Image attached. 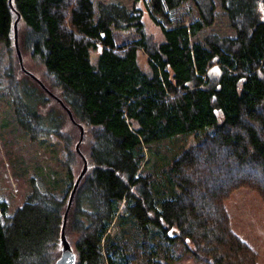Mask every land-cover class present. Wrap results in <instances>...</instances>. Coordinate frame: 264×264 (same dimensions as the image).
Listing matches in <instances>:
<instances>
[{
  "label": "trees",
  "instance_id": "1",
  "mask_svg": "<svg viewBox=\"0 0 264 264\" xmlns=\"http://www.w3.org/2000/svg\"><path fill=\"white\" fill-rule=\"evenodd\" d=\"M188 1L199 19L166 26L162 19L170 24ZM219 1L235 36L192 43L213 26L215 0H135L132 9L0 0L1 82L31 140L63 144L71 180L64 196L34 183L12 216L0 200V264L60 258L83 157L88 171L66 225L76 264H173L186 256L196 264H260L233 230L226 203L241 189L264 202V0ZM146 15L160 39L147 32ZM19 16V50L35 78L17 54ZM131 29L140 38L118 47L114 31ZM188 133L198 142L162 172L144 170L149 146Z\"/></svg>",
  "mask_w": 264,
  "mask_h": 264
},
{
  "label": "rangeland",
  "instance_id": "2",
  "mask_svg": "<svg viewBox=\"0 0 264 264\" xmlns=\"http://www.w3.org/2000/svg\"><path fill=\"white\" fill-rule=\"evenodd\" d=\"M95 8L99 2L119 3L132 9L135 0H91ZM215 22L212 27L205 28L192 43H202L204 38L217 34L221 37H234L235 31L230 25L227 13L222 9L219 0H215ZM140 6H142L140 4ZM199 19L193 2L184 3L181 8L170 13L171 23L162 21L168 27L179 24L189 25ZM161 20V19H160ZM147 32L161 38L160 30L146 15ZM140 35L134 30L114 31V39L118 47L129 45L138 40ZM5 51V44L0 42V54ZM96 55V54H95ZM7 57V56H6ZM9 58H6V61ZM27 64L35 71L41 70L37 62L26 57ZM140 63L147 68V56L140 54ZM40 72V71H39ZM5 84L0 78V200L8 204V216H12L26 201L32 192L33 184L42 185L52 193L64 196L70 188L71 180L64 159L63 144L42 138L32 141L30 135L18 124L12 100L5 91ZM197 133L177 135L173 138L156 142L147 149V161L143 168L154 174L162 172L174 159L198 142ZM163 167V168H162ZM235 233L248 243L260 256V264H264V202L255 193L247 189L238 190L226 203ZM128 234L134 230L130 225ZM130 235H127L129 238ZM173 264H196L186 256Z\"/></svg>",
  "mask_w": 264,
  "mask_h": 264
},
{
  "label": "water",
  "instance_id": "3",
  "mask_svg": "<svg viewBox=\"0 0 264 264\" xmlns=\"http://www.w3.org/2000/svg\"><path fill=\"white\" fill-rule=\"evenodd\" d=\"M11 3H12V0H10V4ZM19 20H20V16L18 17L17 21L15 22V45H16V50H17V54L19 57L20 65H21V67L25 73H27L28 75L35 78L31 73L26 71V69L24 68L23 58H22L21 52L19 50V45H18V22H19ZM61 104L63 105L62 102H61ZM64 108H66V107H64ZM66 110H67L71 120H74L72 113L67 108H66ZM83 139H84V129L81 128L80 141L76 146L77 152L81 155H82V153L80 151V146L83 142ZM83 160H84V168H83L82 172L80 173L79 177L77 178L76 182L73 185V188H72V191L70 194V198H69V202H68V206H67V209H66V212L64 215L63 228H62V232H61V240H62V244H63L62 254H61L60 258L56 261L55 264H76V255H75L74 250H73L72 246L70 245V243L66 237V225H67L68 215H69L70 209L73 205L77 190L80 186L81 181L83 180L84 176L86 175V173L88 171V163L84 157H83Z\"/></svg>",
  "mask_w": 264,
  "mask_h": 264
}]
</instances>
